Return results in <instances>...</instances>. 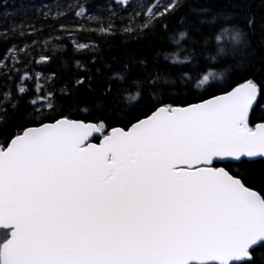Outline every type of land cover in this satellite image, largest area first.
I'll return each instance as SVG.
<instances>
[{
	"label": "snow or ice",
	"instance_id": "6c2138e0",
	"mask_svg": "<svg viewBox=\"0 0 264 264\" xmlns=\"http://www.w3.org/2000/svg\"><path fill=\"white\" fill-rule=\"evenodd\" d=\"M98 11L0 13V264H264V0Z\"/></svg>",
	"mask_w": 264,
	"mask_h": 264
},
{
	"label": "trees",
	"instance_id": "16d2710c",
	"mask_svg": "<svg viewBox=\"0 0 264 264\" xmlns=\"http://www.w3.org/2000/svg\"><path fill=\"white\" fill-rule=\"evenodd\" d=\"M32 3L39 4L42 2V0H31ZM43 2H47V0H43ZM55 2V0H54ZM62 2L65 3H75L76 0H62ZM81 2H84L88 5L89 13L91 14H102L98 11V9L102 8L104 5L111 2V0H81ZM253 2L257 6V11L259 12V4L260 0H253ZM24 5V0H0V13H3L4 11H7L9 13H15V10L22 7ZM103 15H107V13H103ZM21 18L19 14L11 15L7 18L0 19V23L5 22V19L9 22L11 21H18ZM71 19V17H70ZM79 19V18H77ZM92 27H95V24L91 25ZM179 34L177 33V36ZM261 37L259 33L255 36L256 40H259ZM225 43H227V37L224 38ZM108 53L109 56L111 55H117L120 57H124L127 53L135 52L137 56H140L144 54L147 51L146 45H141L137 43L128 42L126 43L124 38L120 35H117L115 38L109 40V42L105 45H103ZM157 46L159 47V42L157 43ZM164 51H176L175 45L172 42H166L163 45ZM182 58V57H181ZM163 59V58H162ZM164 63H172L171 60L163 61ZM218 67L221 65H217ZM219 82H217L218 84Z\"/></svg>",
	"mask_w": 264,
	"mask_h": 264
},
{
	"label": "clouds",
	"instance_id": "9594fccd",
	"mask_svg": "<svg viewBox=\"0 0 264 264\" xmlns=\"http://www.w3.org/2000/svg\"><path fill=\"white\" fill-rule=\"evenodd\" d=\"M218 82V81H217Z\"/></svg>",
	"mask_w": 264,
	"mask_h": 264
}]
</instances>
